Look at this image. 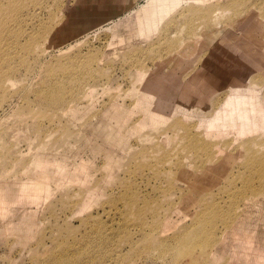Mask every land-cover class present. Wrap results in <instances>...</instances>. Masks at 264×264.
<instances>
[{
	"label": "rangeland",
	"instance_id": "1",
	"mask_svg": "<svg viewBox=\"0 0 264 264\" xmlns=\"http://www.w3.org/2000/svg\"><path fill=\"white\" fill-rule=\"evenodd\" d=\"M253 154L264 0H0V264H264Z\"/></svg>",
	"mask_w": 264,
	"mask_h": 264
},
{
	"label": "bare ground",
	"instance_id": "2",
	"mask_svg": "<svg viewBox=\"0 0 264 264\" xmlns=\"http://www.w3.org/2000/svg\"><path fill=\"white\" fill-rule=\"evenodd\" d=\"M188 2L190 0H182V2ZM193 2H198V1H202V0H192ZM187 5V4H186ZM193 10V9H192ZM202 11V10H201ZM202 13V12H201ZM196 14H199V13H196ZM205 14V13H204ZM201 15V14H200ZM206 15V14H205ZM195 17V16H194ZM111 18V16H110ZM193 18V17H192ZM203 18V17H202ZM217 18L214 17V21L216 20ZM219 19V18H218ZM217 24V22H215ZM218 26V24H217ZM181 43V42H180ZM217 76L221 77V79H223L222 77L224 76L223 73L221 72H218L217 73ZM225 77V76H224ZM228 78V77H227ZM229 79V78H228ZM190 94V93H189ZM43 100V99H42ZM55 103V102H54ZM253 144V143H252ZM254 146V145H253ZM248 167L251 168L250 171H253L255 169H257V172H258V175L264 179V156L263 157H254V154L251 156V158L248 159ZM249 168V169H250ZM251 185V184H249ZM262 190V188H259L258 191ZM259 194L256 195H252L251 198L249 199H246L247 202L250 201V205H251V208L255 207L258 205L259 201L257 200V197L259 195L262 194V191L261 192H258ZM256 197V198H255ZM245 201V202H246ZM244 202V203H245ZM246 204V203H245ZM250 205H247V208L250 207ZM246 207V206H245ZM213 208L211 210H209L210 214L208 216H205L204 215L201 217L199 223H198V226H196V228L194 229L195 231H193V233L190 235V236H187V238L183 239V241L180 243V246L177 247V253L180 254V255H185V253H187V249L186 251L183 250V247H191V246H194V245H198L201 249H205L207 248L208 246V241H210V243H212V241L214 242L213 240V235H212V230L214 229V225L216 223V220H218V216L215 212V209H214V213H212L213 211ZM244 208V207H243ZM256 208V207H255ZM258 208V207H257ZM250 214V213H249ZM247 216V215H246ZM245 217V216H244ZM202 220H204L205 222H208L209 225H210V229L207 231V230H203L202 227H201V222ZM227 224V223H225ZM234 225V224H233ZM227 226V225H226ZM238 226V225H237ZM234 230V229H233ZM224 233V232H223ZM225 237V236H224ZM210 251H208L209 253ZM210 254V253H209ZM212 255V254H211ZM195 263V262H194ZM204 263V262H203Z\"/></svg>",
	"mask_w": 264,
	"mask_h": 264
},
{
	"label": "crops",
	"instance_id": "3",
	"mask_svg": "<svg viewBox=\"0 0 264 264\" xmlns=\"http://www.w3.org/2000/svg\"><path fill=\"white\" fill-rule=\"evenodd\" d=\"M116 3H118V2H116ZM116 3H115V4H116ZM118 4H120V3H118ZM156 8H157V6H155V5L152 6V8L150 9V12H149V15H151V16H152L151 18H153V19H156V18H157L158 11L156 10ZM190 9H191V8H190ZM106 12H108V11H106ZM88 13H89V12H88ZM90 13L96 15L98 12L96 11V9H93V10H91ZM109 13H110V12H108L107 14H109ZM98 14H99V13H98ZM100 15H102V12L100 13ZM109 16H111V15H109ZM100 19L102 20V19H104V17H103V18H100ZM100 19H99V20H100ZM92 20H93V21H96L97 19H91L90 21H92ZM149 27H150V28L153 27V24H152L151 26L149 25ZM227 74H228V73H227ZM228 75H229V76H228L229 79H232V78H233L230 74H228ZM191 82H197V80H193V81H191ZM190 89H191V88L189 87L188 90H187V94L190 93L189 95H191V94H193V91L196 92V88H195V89L192 88L193 91H191Z\"/></svg>",
	"mask_w": 264,
	"mask_h": 264
}]
</instances>
